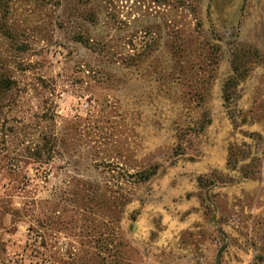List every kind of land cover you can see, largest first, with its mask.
Masks as SVG:
<instances>
[{
  "label": "rangeland",
  "instance_id": "1",
  "mask_svg": "<svg viewBox=\"0 0 264 264\" xmlns=\"http://www.w3.org/2000/svg\"><path fill=\"white\" fill-rule=\"evenodd\" d=\"M0 264H264V0H0Z\"/></svg>",
  "mask_w": 264,
  "mask_h": 264
},
{
  "label": "trees",
  "instance_id": "2",
  "mask_svg": "<svg viewBox=\"0 0 264 264\" xmlns=\"http://www.w3.org/2000/svg\"><path fill=\"white\" fill-rule=\"evenodd\" d=\"M235 73H236V69H235ZM236 82H238V77L236 78H233V79H231L230 81H229V83L226 85V87H225V89H227V92H228V88H229V85L230 84H234V83H236ZM225 100L228 102L229 100H230V96L228 95V93H227V95H226V97H225ZM156 175V171H152V172H146V173H144L143 175H141L142 177H141V180L142 181H144V182H146V181H149L153 176H155Z\"/></svg>",
  "mask_w": 264,
  "mask_h": 264
}]
</instances>
